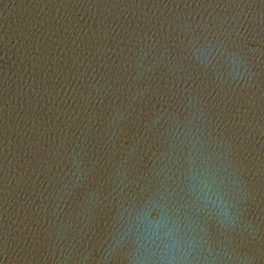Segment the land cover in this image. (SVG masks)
<instances>
[{
  "label": "water",
  "instance_id": "obj_1",
  "mask_svg": "<svg viewBox=\"0 0 264 264\" xmlns=\"http://www.w3.org/2000/svg\"><path fill=\"white\" fill-rule=\"evenodd\" d=\"M0 264H264V0H0Z\"/></svg>",
  "mask_w": 264,
  "mask_h": 264
}]
</instances>
